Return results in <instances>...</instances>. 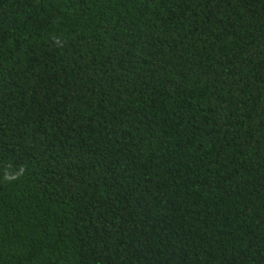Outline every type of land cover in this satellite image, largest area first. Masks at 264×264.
<instances>
[{
    "label": "trees",
    "instance_id": "1",
    "mask_svg": "<svg viewBox=\"0 0 264 264\" xmlns=\"http://www.w3.org/2000/svg\"><path fill=\"white\" fill-rule=\"evenodd\" d=\"M0 264H264V0H0Z\"/></svg>",
    "mask_w": 264,
    "mask_h": 264
}]
</instances>
